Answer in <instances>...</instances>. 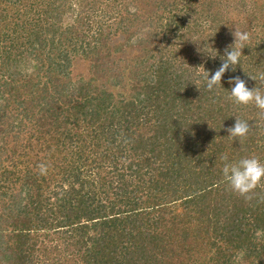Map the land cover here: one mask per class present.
I'll use <instances>...</instances> for the list:
<instances>
[{
    "label": "trees",
    "instance_id": "obj_1",
    "mask_svg": "<svg viewBox=\"0 0 264 264\" xmlns=\"http://www.w3.org/2000/svg\"><path fill=\"white\" fill-rule=\"evenodd\" d=\"M258 1L0 0V264H264V180L235 193L221 159L264 161V115L224 89L264 87L247 77L264 72V21L224 88L201 80L242 29L238 6L264 19ZM234 117L245 138L228 137Z\"/></svg>",
    "mask_w": 264,
    "mask_h": 264
},
{
    "label": "clouds",
    "instance_id": "obj_2",
    "mask_svg": "<svg viewBox=\"0 0 264 264\" xmlns=\"http://www.w3.org/2000/svg\"><path fill=\"white\" fill-rule=\"evenodd\" d=\"M234 40L220 56L221 63L219 67L212 72L205 70L201 76L202 86L205 90L213 92L216 88L222 87V77L226 72H235L236 67L241 63L242 49L246 47L250 40V34L247 31H234L232 33ZM205 52L209 58H215L219 55L216 49L210 48ZM252 80L259 79L264 81V72L259 73L257 77H250ZM229 88H224L228 93V98L236 105L247 106L254 105L264 115V87L247 86L245 79L240 76H229L227 78ZM234 123L228 126L225 131L230 139L245 138L249 133V122L234 117ZM223 124L221 125V128ZM226 161L222 167V176L229 188L247 198V194L260 185L264 180V161L259 157L250 155L239 158L238 160L228 161V157L222 156ZM44 166L41 165L43 171Z\"/></svg>",
    "mask_w": 264,
    "mask_h": 264
},
{
    "label": "rangeland",
    "instance_id": "obj_3",
    "mask_svg": "<svg viewBox=\"0 0 264 264\" xmlns=\"http://www.w3.org/2000/svg\"><path fill=\"white\" fill-rule=\"evenodd\" d=\"M262 1L263 0H259L257 2V6H258L257 10L259 9V5H262ZM237 11H238L239 18L235 19V21H239V25H236L237 28H238V26H240V27L242 26V29H240V31H246V27L250 26L251 24H258V23H262L264 21L263 17L254 19V18L251 17V15L249 16L248 14L243 13V9L240 6L237 7ZM256 12H258L256 15L259 17L260 16V12L259 11H256ZM118 40H119L118 38H111V40H109L110 47L113 48V46H115V44L118 42ZM206 40H208V39H206ZM174 41L175 40L172 41V44L170 46V50L172 51V53H177L178 54V56H176L174 58V61H175L174 64H175V67H176L179 62L182 63L183 61H185V58H184L183 55H186L188 53L187 50H188V48L191 47V46H189L191 44L186 42L187 41V38H183L182 42H184V43L181 46H180V44L178 45V44L174 43ZM210 41L212 42V40H210ZM181 47L186 48V49L184 50ZM140 52H141V50L138 49V48H136V49H134V51H130L129 52L130 54L127 55V56L126 55H123V53H118L116 56L118 58H120L122 61H124V60H129L130 58L131 59H135L136 57H138V56L141 55ZM164 53H165L164 55H166V54L167 55H170V52H168V51H164ZM181 55L183 56V58H182ZM27 66H29V64H27ZM30 66H32V63H30ZM141 69L145 71V67L144 68H141ZM71 70L77 76L78 75H82L85 81L88 80L91 77V73H90V71H89V69L87 67V63H83V64L82 63H78V62L77 63H74L73 66L71 67ZM126 78H127V80L131 78V76H129L128 69H126V71L124 73V79H125L124 81H126ZM73 80H75V78H73ZM97 85H99V81L97 82ZM119 88L115 87L112 90H126L125 95H132L133 90H134V89H132V86L131 85L127 86L125 89H119ZM188 98L189 99H192L191 96H189ZM9 158H10V154L8 153L6 161H4V162L1 161L0 162V163H2L1 166L11 167V165H12L11 164L12 163L11 161L12 160H9ZM50 253H51V251H50ZM52 255L49 256L50 259H51V257H53ZM43 257L44 256L42 255L40 258L43 259ZM36 258L39 259V260H41L38 257V252H37Z\"/></svg>",
    "mask_w": 264,
    "mask_h": 264
}]
</instances>
